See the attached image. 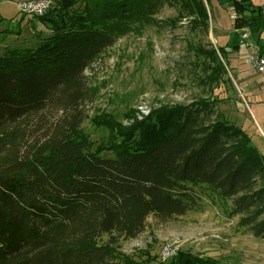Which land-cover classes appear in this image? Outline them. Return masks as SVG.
I'll use <instances>...</instances> for the list:
<instances>
[{"label":"trees","instance_id":"trees-1","mask_svg":"<svg viewBox=\"0 0 264 264\" xmlns=\"http://www.w3.org/2000/svg\"><path fill=\"white\" fill-rule=\"evenodd\" d=\"M166 5L179 21L210 29L211 0H56L35 17L48 31L37 33V47L0 55V264H112V247L139 236L149 216L198 208L202 186L236 198L239 212L264 213V154L214 99L135 109L114 147L93 150L84 137L86 70L121 37L157 24ZM232 8L237 27L261 40L263 8L251 0ZM196 50L218 83L227 47ZM52 111L60 118L48 131L26 130ZM151 124L154 134L144 135ZM158 264L215 263L178 250Z\"/></svg>","mask_w":264,"mask_h":264},{"label":"rangeland","instance_id":"rangeland-1","mask_svg":"<svg viewBox=\"0 0 264 264\" xmlns=\"http://www.w3.org/2000/svg\"><path fill=\"white\" fill-rule=\"evenodd\" d=\"M21 1L26 0H0V55L8 49L35 48L40 43L37 33L48 35L39 18L19 10ZM251 1L264 10V0ZM232 4L233 0H211L208 31L193 28L186 18L179 21L178 8L166 5L156 16L157 24L145 25L121 37L91 64L85 72L90 92L82 106V130L93 150L101 145H120L118 131L129 122L135 109L148 114L162 104H188L207 98L218 101L217 113L228 120L233 121L234 112H247V82L255 85L258 77L244 83L230 69L218 83H211L207 61L196 50L225 42L227 55L238 45L243 53L246 51L243 33L249 30L242 33L237 27L231 16L235 14ZM226 56L231 68L234 58ZM260 83L264 85V79ZM59 118L60 113L44 112L31 118L25 128L41 136ZM241 118L252 142L264 154L260 127L264 129V123L254 117ZM152 126L145 127L143 134L153 135ZM200 195L199 207L182 216L171 220L149 216L146 229L139 236L120 240L112 247V264H158L178 250L215 264H264V213L255 218L252 211L239 212L236 198H223L206 186H202ZM106 241L107 236L100 240L101 244Z\"/></svg>","mask_w":264,"mask_h":264},{"label":"crops","instance_id":"crops-1","mask_svg":"<svg viewBox=\"0 0 264 264\" xmlns=\"http://www.w3.org/2000/svg\"><path fill=\"white\" fill-rule=\"evenodd\" d=\"M234 15V14H232ZM231 15V16H232ZM233 18V17H232ZM241 30V32L243 33V31L245 30H249L246 27L244 28H239ZM243 37H244V33H243ZM249 41V42H247ZM263 41H264V33H263V38H261V40H259V38L256 35L249 34L244 37V42L247 45V49L244 52L245 53V57H247L246 59L243 58V52H242V46L238 45L234 48V50L229 51V54L226 55L231 58H234L232 61V66L230 68L229 63H228V59L225 60V58H222L223 62H225V64L227 65V71L229 73L230 69H234L237 73H238V77L239 80L241 82H247L250 78L253 77H258V82L255 85H252L249 83V81L247 82V88L245 89V94H244V100L247 103V112H234V115L232 118L233 122L237 123L238 125L242 126L243 128L245 127V122L244 120L241 118V116H247V117H254L256 120L260 119V121H262L264 123V85H262L260 83V81H262L264 79L263 73L264 71H259L256 68L253 67L252 63L250 62V58L255 56V57H260L264 54V47H263ZM218 42V40H217ZM224 44L222 45H218L216 47H220V46H224ZM215 46V45H214ZM242 53V54H241ZM226 56V57H227ZM241 57V58H240ZM244 59V60H242ZM229 62H231V59H229ZM250 65V66H249ZM241 120H243V122H239ZM260 125V124H259ZM263 133H264V129L262 128V126L260 125ZM245 129V128H244Z\"/></svg>","mask_w":264,"mask_h":264},{"label":"built area","instance_id":"built-area-1","mask_svg":"<svg viewBox=\"0 0 264 264\" xmlns=\"http://www.w3.org/2000/svg\"><path fill=\"white\" fill-rule=\"evenodd\" d=\"M52 4L53 0H26L19 2L18 8L22 13L28 15L31 18H34L43 15L51 7ZM232 17H235V15H232ZM248 34L249 31H246L244 33V37H246ZM250 62L257 70L264 71V54L260 57H251ZM144 112H147V110L144 109Z\"/></svg>","mask_w":264,"mask_h":264}]
</instances>
